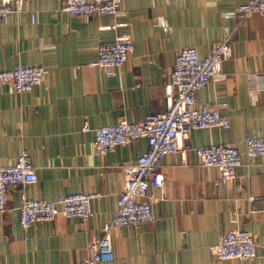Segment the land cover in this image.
I'll return each instance as SVG.
<instances>
[{
    "label": "crops",
    "instance_id": "1",
    "mask_svg": "<svg viewBox=\"0 0 264 264\" xmlns=\"http://www.w3.org/2000/svg\"><path fill=\"white\" fill-rule=\"evenodd\" d=\"M246 0H120L114 15H70L58 0H26L25 10L0 18V69L42 64V81L30 92L0 84V164L26 149L37 181L13 187L8 210L0 212V264H69L83 257L91 238L117 210L124 187L123 165L144 152L139 139L99 155L94 134L82 127L110 124L120 116L141 120L166 107L165 83L176 54L193 46L206 55L227 39L230 56L223 77L197 92V102L226 101L227 130L192 131L193 145L225 142L244 150V136L264 135V15L241 17ZM33 15V19H32ZM113 22L124 23L107 29ZM121 33L131 35L134 50L114 74L96 65V49ZM162 188L151 184L156 220L116 227L114 259L102 264H264L218 260L209 245L222 231L239 227L264 245V155L242 154L237 176L215 183L219 171L199 164L189 150L160 158ZM20 189L29 197L54 199L71 192H94L93 215L19 223Z\"/></svg>",
    "mask_w": 264,
    "mask_h": 264
},
{
    "label": "built area",
    "instance_id": "2",
    "mask_svg": "<svg viewBox=\"0 0 264 264\" xmlns=\"http://www.w3.org/2000/svg\"><path fill=\"white\" fill-rule=\"evenodd\" d=\"M62 11L78 17L96 15L114 16L120 0H58ZM26 0H0V18L19 14L25 10ZM239 13L245 18L254 12L264 15V0H246L239 5ZM33 19V15H32ZM124 23L113 22L107 29H117ZM134 50V42L127 33L118 34L111 43H102L96 49V58L90 65L101 67L106 75L114 74ZM230 56V43L223 39L206 55H199L193 46L182 48L176 54L172 69L165 83L166 107L163 111L147 113L141 120H128L120 116L115 122L97 127L84 124V131L94 134L93 151L105 155L118 146H126L144 139L147 148L132 161L123 165L126 175L124 187L118 193L115 215L102 226V235L91 238L87 252L81 259L69 264H102L114 259L112 231L116 227L154 223L150 196L151 184L162 188L165 177L156 172L159 160L167 154H179L185 159L193 150L203 167H214L219 171L215 183L234 179L242 165V154L253 158L264 155V135L247 133L244 150L225 143L193 145L190 136L193 130L215 127L230 128L229 114L224 112L226 101L197 102V92L212 80L223 77L222 64ZM42 64H20L9 69H0V84L9 85L15 92H30L38 85L45 73ZM37 181V168L31 162L26 149L8 164H0V212L8 210V200L13 187L33 184ZM18 206L21 227L54 220L61 216L87 220L93 215L91 200L94 192H71L54 199L29 197L20 189ZM220 261L235 259L251 261L264 258V245L259 247L252 234L239 227L222 231L216 242L209 245Z\"/></svg>",
    "mask_w": 264,
    "mask_h": 264
}]
</instances>
